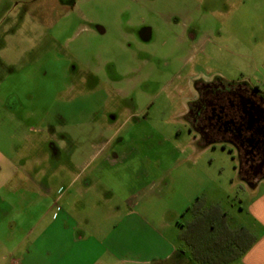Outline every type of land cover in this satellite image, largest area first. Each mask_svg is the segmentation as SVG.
<instances>
[{
  "label": "rangeland",
  "instance_id": "374dc122",
  "mask_svg": "<svg viewBox=\"0 0 264 264\" xmlns=\"http://www.w3.org/2000/svg\"><path fill=\"white\" fill-rule=\"evenodd\" d=\"M192 75L264 92V0H0V264H203L180 237L194 216L181 209L185 181L171 196L148 191L167 167L184 175L174 165L185 156L207 180L200 205L218 206L235 228L261 232L231 154L196 153L190 144L182 112ZM105 127H121L107 151L119 158L97 172L94 189L79 199L84 207L61 212L56 224L53 209L37 224L47 199L27 211H13L14 196L3 201L4 178L19 172H39L56 192L61 181L43 175L57 161L60 172L73 164L82 171L99 150L92 144L113 134ZM22 184L16 178L8 186ZM133 194L140 215L164 224L176 250L169 261L129 252L136 233L121 221ZM99 196L106 204L95 210ZM79 223L87 229L82 243L73 242ZM226 264H246L244 255Z\"/></svg>",
  "mask_w": 264,
  "mask_h": 264
},
{
  "label": "crops",
  "instance_id": "0c3cea01",
  "mask_svg": "<svg viewBox=\"0 0 264 264\" xmlns=\"http://www.w3.org/2000/svg\"><path fill=\"white\" fill-rule=\"evenodd\" d=\"M105 131H112L113 134H111V136H109L107 139H102L101 142L92 144V149L98 148L99 150L98 152H96V155H91V158L87 159L83 163L82 171H78L75 173L74 164L71 170H69V165L67 164V171L64 172L63 169V172H60V163L57 161L54 167L52 165L50 174L48 175L46 173L45 175H43L41 180L48 179L53 182L52 180L56 179L58 181H61L62 185L56 190V192L53 191L52 187H50L49 184L40 182V179L38 177L40 175L39 172H19L17 174H10L6 178H4L3 181L4 185L6 186L7 190L5 189V191H7V193L5 194L3 201H7L9 197L14 196L17 198V200L10 202V206L14 207L12 208L14 209L13 211H16L17 207L19 208L18 210L27 211L28 209L32 210V208H36V206H42L41 203L45 199H47L46 205L44 207L42 206V210L39 209V211H41L42 213L37 219V224H39V221H42L46 215L52 212L53 209L54 213L51 217V224H56L58 223L61 212L71 213L72 211L75 212L76 210H79V206L84 207L85 204L81 203L79 199L80 197H84L85 194H89L91 189H94V186L96 184L95 178L97 172H100L102 170V166L104 165V163H115V161H117V159L119 158L118 153L113 156L111 154L112 150L108 153L107 151L108 149H111L113 147L112 143L117 138V135L121 133V127H119V129L114 127H105ZM123 139L124 138L122 137L120 141H122ZM230 139V135H227L226 137H222L220 140L205 141L202 145L199 146L192 145L191 138L189 141L190 144L194 147L196 153L205 152L210 149L221 148L231 154L234 174L236 176L237 183L241 184L243 188H247L246 190L249 192V194L254 197L248 205L249 214L256 218L261 226V232H259L258 234L247 227V229L254 235L255 240L250 248L243 254L244 262L246 264H264V173L250 172V162L246 159L243 148L239 149L233 142L230 141ZM101 156L103 157L101 158ZM194 159L195 158L191 156H185L183 158L179 157L178 159H176L174 169L176 167L178 169L181 167L180 170H185V174L182 175L181 173H179L172 175L173 172L171 170V167H167L165 174L153 179L151 184L148 185V191H153V193L156 191L164 193V191L166 190V196H171L175 193V190L173 188L176 187L177 182L179 180L185 181L184 191L187 192L185 193L187 194V198L185 200L184 206L181 209H187L192 205L194 198L198 197L200 191L203 189L204 184H206L207 181H204L203 177L201 176L199 169L196 167L197 162ZM16 178L23 182V187L20 189H11V187L8 185L10 184V181ZM30 181H33L34 183ZM210 182L212 183L211 179ZM147 193L148 192H144L141 195V199H143L142 197L146 196ZM30 195H35L36 198L28 199V196ZM99 197V199H97L94 203L95 210L96 208L100 207L98 206V204H103V206H105L104 204H106L107 197L103 196V200L101 199V196ZM131 197L133 198V200H131L130 198L128 208L126 209L124 218L121 221V223H126V226L130 227L131 230L135 231L136 233L131 237L129 241V252L136 253L138 257L147 255L146 259H144L146 261H169V259H171V257L176 253V250H174V248L171 246L169 240H165L164 224L157 226L155 222L150 218L146 217L145 215H140L135 210V207L138 206L137 203L134 202L135 194L131 195ZM12 209L10 208V210L7 211H10L11 213ZM117 209L120 211L121 207H117ZM55 213L58 214L56 215ZM13 225L17 226L18 222L15 221ZM81 226L82 224L79 223V225L75 227L78 234L73 238V242L82 243L85 241L87 237L85 231L87 229L86 227L81 228ZM170 227V223H166V228ZM99 233L100 232L97 231V234L99 235L98 238H100L101 235ZM91 237L89 236L88 238ZM98 238L96 240L100 245L101 250V243ZM114 241V244H117L120 239H114ZM138 241L139 244L141 243L145 246H137V248H133V246H135L134 244ZM120 243H122V241ZM166 247L168 251H166ZM103 254L104 252H102L101 254L99 252L98 259H101Z\"/></svg>",
  "mask_w": 264,
  "mask_h": 264
},
{
  "label": "flooded vegetation",
  "instance_id": "af4514ba",
  "mask_svg": "<svg viewBox=\"0 0 264 264\" xmlns=\"http://www.w3.org/2000/svg\"><path fill=\"white\" fill-rule=\"evenodd\" d=\"M191 78L182 112L191 144L199 146L230 135V141L243 148L249 171L264 173V92L222 76Z\"/></svg>",
  "mask_w": 264,
  "mask_h": 264
},
{
  "label": "trees",
  "instance_id": "16d2710c",
  "mask_svg": "<svg viewBox=\"0 0 264 264\" xmlns=\"http://www.w3.org/2000/svg\"><path fill=\"white\" fill-rule=\"evenodd\" d=\"M200 197L186 210L193 218L183 226L180 237L191 249L192 257L203 264H226L242 256L255 240L246 228L232 227L228 215L218 206L200 205Z\"/></svg>",
  "mask_w": 264,
  "mask_h": 264
}]
</instances>
